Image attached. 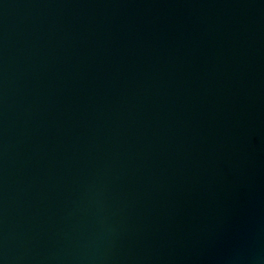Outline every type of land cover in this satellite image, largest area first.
<instances>
[{"label":"water","instance_id":"95a60500","mask_svg":"<svg viewBox=\"0 0 264 264\" xmlns=\"http://www.w3.org/2000/svg\"><path fill=\"white\" fill-rule=\"evenodd\" d=\"M0 264H264V0H0Z\"/></svg>","mask_w":264,"mask_h":264}]
</instances>
